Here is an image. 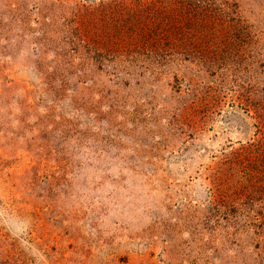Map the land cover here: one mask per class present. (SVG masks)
<instances>
[{
  "label": "rangeland",
  "instance_id": "obj_1",
  "mask_svg": "<svg viewBox=\"0 0 264 264\" xmlns=\"http://www.w3.org/2000/svg\"><path fill=\"white\" fill-rule=\"evenodd\" d=\"M0 264H264V0H0Z\"/></svg>",
  "mask_w": 264,
  "mask_h": 264
}]
</instances>
